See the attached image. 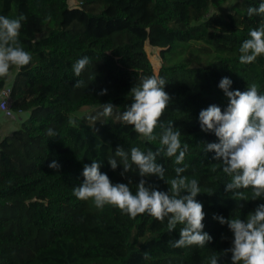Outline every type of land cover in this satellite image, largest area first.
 Listing matches in <instances>:
<instances>
[{"label": "trees", "instance_id": "1", "mask_svg": "<svg viewBox=\"0 0 264 264\" xmlns=\"http://www.w3.org/2000/svg\"><path fill=\"white\" fill-rule=\"evenodd\" d=\"M77 1L81 6L70 8L68 0H0V15L27 17L19 39L32 56L10 87L11 113L29 117L0 141V208L17 206L34 229L47 234L23 256L30 246V230H8L7 220L0 216V264H209L212 254L230 248L233 240L227 225L213 217L244 219L264 203L251 200L250 188L225 191L231 177L212 159L214 152H204L205 145L218 143V138L202 131L198 119L209 105L222 111L227 107V97L218 87L224 77L232 81L230 91L256 84L264 94V55L251 64L239 61L242 42L264 23V16H249L247 9L262 0ZM228 2L233 3L226 14H208L209 8ZM116 36L123 38L121 43H116ZM146 44L160 50L157 74L167 81L165 91L172 97L161 122L172 121L189 149L182 165L161 153L157 162L165 168L164 180L154 175L144 179L167 191L175 168L187 165L183 175L198 180L203 230L212 237L203 248L171 246L181 225L169 232L166 220L162 223L146 213L130 218L113 206L99 210L91 200L73 195V188L83 182V166L93 160L101 163L100 171L113 183L131 180L135 193L141 179L135 165L121 176L122 164L113 170L109 156L120 164L117 146L129 154L132 147L154 152L161 147L159 138L147 141L123 121L109 119L94 126L85 117H72L84 107L102 109L101 104L109 102L125 111L132 102L131 87L154 74ZM83 56L102 66L105 82L86 86L84 71L74 76L72 65ZM14 69L0 78V90L8 86ZM77 80L82 81L80 87L73 86ZM102 90L106 94L100 95ZM155 132L159 137L161 129ZM10 147L26 161L21 169L2 150ZM53 161L59 169L49 167ZM236 192H243L248 201H241ZM230 257L231 253L221 256L218 264H231Z\"/></svg>", "mask_w": 264, "mask_h": 264}, {"label": "clouds", "instance_id": "2", "mask_svg": "<svg viewBox=\"0 0 264 264\" xmlns=\"http://www.w3.org/2000/svg\"><path fill=\"white\" fill-rule=\"evenodd\" d=\"M248 15L264 16V0L258 7H249ZM27 20L24 14L10 18L0 15V78L8 77L15 67L18 73L31 60V53L26 51L20 42V30ZM239 61L251 64L264 55V23L250 30L249 38L245 39L239 48ZM91 63L90 57L83 56L72 65L74 76L79 77ZM82 81L73 85L80 87ZM167 81L158 74L146 76L137 86H132L130 93L132 102L120 114V119L147 141L159 138L161 147L155 152L151 149L142 151L140 147H132L126 152L121 146L115 149V155L120 158L109 159L110 167L115 170L122 164L125 173L132 172L135 165L141 179L135 185L133 193L128 183H113L106 173L100 171L101 163L93 160L83 166V182L73 188V195L82 201L91 200L94 206L103 210L105 206L118 208L122 213L136 218L148 214L157 221H167V229L172 232L179 228V238L169 241L172 247L180 248L196 245L205 247L212 237L205 232L203 221L205 212L203 204L196 197L201 193L198 180L189 179L183 175L187 165L176 167L175 178L167 181V191L158 190L148 184L145 177L156 176L164 180L165 168L157 162V157L163 153L175 157V164L182 165L189 145L181 143V132L176 130L172 121L161 122V117L168 108L172 97L165 91ZM232 81L228 77L220 80L218 87L227 97V107L222 111L215 104L209 105L199 112L200 128L204 132H212L218 138V143H207L204 152H214L213 160L220 161L222 171L231 177L225 185V191L251 189V200L264 199V94L258 91L256 84L247 90L229 88ZM102 90L99 94H106ZM103 116H111L114 108L112 103L101 104ZM161 129L159 137L155 130ZM52 169H59V164L53 161ZM212 171H216L213 166ZM241 201H248L243 192L235 193ZM242 207V205H240ZM220 224H226L233 234L232 246L220 254L213 253L209 264H218L220 257L231 253V264H264V203L258 204L246 218L233 217L225 219L214 216Z\"/></svg>", "mask_w": 264, "mask_h": 264}, {"label": "rangeland", "instance_id": "3", "mask_svg": "<svg viewBox=\"0 0 264 264\" xmlns=\"http://www.w3.org/2000/svg\"><path fill=\"white\" fill-rule=\"evenodd\" d=\"M232 3L233 2H228L220 6L217 9L209 8L208 14H211L213 12H220V13L226 14L227 12L230 11ZM68 5L70 8L81 6V4L77 0H68ZM115 40H116V43H121L123 38L116 36ZM144 49H145L147 58L151 63L153 73L157 74L161 66V59L159 56L160 50L157 48H152L147 44L145 45ZM83 71H84V82L86 86L98 85L107 80L104 74L103 68L99 64H89ZM16 74H17L16 69H14L12 71V77L10 78L9 83L15 80ZM102 111L103 109L84 107L78 112L72 114V117H77V118L85 117L88 119L87 120L88 123L94 126H97L102 121L109 120V119L113 121H122L120 119L121 112L118 111L116 108H114L113 114L107 117L101 114ZM27 116L29 117V114H27ZM10 126L11 125L8 122L1 123L0 141L1 139H3L4 137H7L13 132ZM2 150L12 157L13 166H16L18 169H21L23 165H26V161H24L22 157L16 154L17 152H15L13 147L6 148V149L4 148ZM109 159H116V157L113 155H110ZM117 163H118V160H117ZM0 164H1V161H0ZM0 216L7 220L8 230H13L17 234H20L23 229L30 230V233L32 235L29 241L30 246L21 252V255L23 256H28L31 253V249L34 246L42 243V241L47 237L46 233L39 232L33 228V226L31 225L28 219L27 213L25 211H20V209L17 206L0 208ZM193 246L194 245L188 246V247H193Z\"/></svg>", "mask_w": 264, "mask_h": 264}, {"label": "crops", "instance_id": "4", "mask_svg": "<svg viewBox=\"0 0 264 264\" xmlns=\"http://www.w3.org/2000/svg\"><path fill=\"white\" fill-rule=\"evenodd\" d=\"M8 87H11V83H7ZM27 114L26 113H11V115L5 114V112L0 111V125L3 122H8L11 126V130L14 131L18 129L20 124L27 119ZM18 126V127H17Z\"/></svg>", "mask_w": 264, "mask_h": 264}, {"label": "built area", "instance_id": "5", "mask_svg": "<svg viewBox=\"0 0 264 264\" xmlns=\"http://www.w3.org/2000/svg\"><path fill=\"white\" fill-rule=\"evenodd\" d=\"M10 103H11V88L5 86L0 90V111L5 112V114L7 115H11Z\"/></svg>", "mask_w": 264, "mask_h": 264}]
</instances>
